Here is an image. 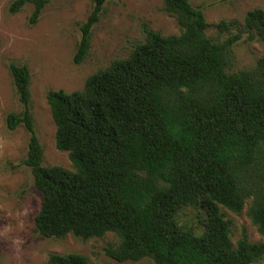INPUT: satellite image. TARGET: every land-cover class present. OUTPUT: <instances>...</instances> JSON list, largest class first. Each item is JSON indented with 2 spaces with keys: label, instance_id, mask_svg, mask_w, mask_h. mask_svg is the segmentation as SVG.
<instances>
[{
  "label": "trees",
  "instance_id": "obj_1",
  "mask_svg": "<svg viewBox=\"0 0 264 264\" xmlns=\"http://www.w3.org/2000/svg\"><path fill=\"white\" fill-rule=\"evenodd\" d=\"M49 1L15 0L8 11L32 4L33 26ZM90 2L75 64L88 54L106 0ZM162 2L178 35L143 25V42L89 76L82 90L46 93L55 147L68 153L72 170L43 166L29 111V71L9 66L23 111L9 114L6 125H22L28 133L24 164L42 195L35 231L82 241L112 233L118 243L104 252L119 263L263 262L264 242L252 243L242 231L233 245L221 209L239 214L248 202L246 216L264 237V11L247 12L243 22L261 40L263 55L253 69L229 73L242 33L236 23L221 21L217 30L229 36L214 42L201 9L189 0ZM187 207L201 214L199 234L178 224ZM46 264L91 263L71 253L52 254Z\"/></svg>",
  "mask_w": 264,
  "mask_h": 264
},
{
  "label": "rangeland",
  "instance_id": "obj_2",
  "mask_svg": "<svg viewBox=\"0 0 264 264\" xmlns=\"http://www.w3.org/2000/svg\"><path fill=\"white\" fill-rule=\"evenodd\" d=\"M15 0H0V264H46L52 254H80L91 264H154L150 259L137 262H116L104 249L116 245L118 238L106 233L86 241L67 235L62 239L40 236L33 219L40 209L42 195L33 184L30 168L24 164L28 133L22 125L9 130L6 117L20 114L19 100L9 71L11 64L25 66L30 75L29 111L34 133L43 149V166L72 170L67 152L55 147V125L46 93H70L83 89L86 79L105 69L114 60L125 59L143 42V25L162 36L178 35L175 18L163 10L162 0H106L99 20L91 29L90 49L83 62L75 64L73 56L81 38V25L87 20L90 0H51L41 10L37 23L29 25L32 4L10 14ZM202 10L208 28L206 36L223 42L227 33H220L221 21L235 22L242 31L232 47L229 73L251 70L263 55V44L257 35H250L243 26L247 12L264 11V0H189ZM236 30H232L235 34ZM248 202L239 214L221 209L231 223V242L235 245L242 231L252 243L264 242L246 216ZM190 207L178 213V224L199 234L201 214ZM255 264H264L263 262Z\"/></svg>",
  "mask_w": 264,
  "mask_h": 264
}]
</instances>
